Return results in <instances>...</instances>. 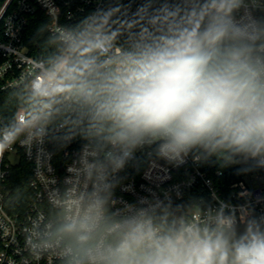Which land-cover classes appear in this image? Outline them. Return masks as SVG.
I'll use <instances>...</instances> for the list:
<instances>
[{
  "label": "clouds",
  "instance_id": "9594fccd",
  "mask_svg": "<svg viewBox=\"0 0 264 264\" xmlns=\"http://www.w3.org/2000/svg\"><path fill=\"white\" fill-rule=\"evenodd\" d=\"M87 2L62 22L61 9L42 0L48 20L34 51L0 89L11 108L0 112V161L23 149L45 178L44 207L17 255L264 264V197L242 192L233 203L213 190L185 200L181 185L135 193L130 182L145 164L264 170V0Z\"/></svg>",
  "mask_w": 264,
  "mask_h": 264
},
{
  "label": "built area",
  "instance_id": "2783aa9c",
  "mask_svg": "<svg viewBox=\"0 0 264 264\" xmlns=\"http://www.w3.org/2000/svg\"><path fill=\"white\" fill-rule=\"evenodd\" d=\"M50 2L61 9V21H67V14L80 15L81 9L85 11L92 7L87 0H50ZM0 0V89L6 87L20 71V64L24 55H31L29 45L25 37L30 20L35 16H41L48 20L42 0ZM6 6V7H5ZM5 7V8H4ZM4 9V11H3ZM2 93V91H0ZM75 147V146H73ZM19 154V160L12 163L10 156L6 153L0 161V264H54L51 259L32 261L30 257L17 255V249L23 245V230L28 225L36 211L44 207L42 193L44 192L45 178L35 176V155L29 157L23 149L15 151ZM71 152V149H69ZM23 158L31 166L29 185L33 198L21 210H11L6 205V185L13 165ZM66 156L63 152L58 153L52 160L56 175L64 172ZM236 166L219 169L218 164L194 165L189 161L179 169L152 168L144 165L139 172L130 170V182L135 193H143L148 187H154L163 183L165 188L173 185H181L184 198L210 197L214 190L221 198L230 199L233 203H243L240 193H251L252 199L264 197V170L244 173L238 178L232 177V170ZM218 171L221 174H217ZM126 199H133V193H123ZM261 206H257V211Z\"/></svg>",
  "mask_w": 264,
  "mask_h": 264
},
{
  "label": "trees",
  "instance_id": "16d2710c",
  "mask_svg": "<svg viewBox=\"0 0 264 264\" xmlns=\"http://www.w3.org/2000/svg\"><path fill=\"white\" fill-rule=\"evenodd\" d=\"M46 22L47 20L39 15L33 17L30 20L25 37V40L29 45L30 53H33L34 51L32 40L35 35L36 29L41 24ZM5 98L6 93H0V112H7L11 110L10 106L4 103ZM239 167L240 166H236L232 170V177L238 178L239 176L244 174L238 171ZM30 176L31 166L23 158H21L17 164L12 166L6 185V205L11 210H21L28 204L29 201L32 200L33 193L29 185ZM188 196L189 194L186 195L185 200L189 199Z\"/></svg>",
  "mask_w": 264,
  "mask_h": 264
},
{
  "label": "rangeland",
  "instance_id": "374dc122",
  "mask_svg": "<svg viewBox=\"0 0 264 264\" xmlns=\"http://www.w3.org/2000/svg\"><path fill=\"white\" fill-rule=\"evenodd\" d=\"M10 160L12 163H16L19 160V154L14 152L10 156Z\"/></svg>",
  "mask_w": 264,
  "mask_h": 264
}]
</instances>
